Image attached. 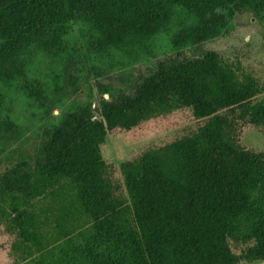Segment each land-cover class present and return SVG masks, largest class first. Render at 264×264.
<instances>
[{
	"label": "trees",
	"instance_id": "trees-1",
	"mask_svg": "<svg viewBox=\"0 0 264 264\" xmlns=\"http://www.w3.org/2000/svg\"><path fill=\"white\" fill-rule=\"evenodd\" d=\"M177 7L193 20L172 37L175 47L221 36L246 10L264 20V0H0V138L21 130L6 102L12 83L46 113L65 104L62 86L50 93L29 83L34 56L58 60L76 91L75 26L101 51L132 53ZM100 90L97 104L63 107L34 152L0 172V225L15 237L16 264L264 261V152L236 135L240 121L264 133V83L207 50L161 61L134 86ZM183 108L205 122L121 162L126 194L118 193L101 148L108 133Z\"/></svg>",
	"mask_w": 264,
	"mask_h": 264
},
{
	"label": "rangeland",
	"instance_id": "rangeland-1",
	"mask_svg": "<svg viewBox=\"0 0 264 264\" xmlns=\"http://www.w3.org/2000/svg\"><path fill=\"white\" fill-rule=\"evenodd\" d=\"M192 20L189 13L182 7H177L168 25L143 48L132 53L101 51L93 45L88 32L77 25L72 32L75 60L70 69L72 74L79 77L77 90L67 82L66 71L61 63L41 54L34 56L30 62L28 81L32 84L42 83L50 93L57 85L62 86L64 108L74 101L91 100L97 104L101 98V85L134 86L161 61L174 57L192 58L202 55L204 51L216 50L225 59L242 66L264 83V20L254 12L246 10L237 15L231 28L221 36L201 45L175 47L172 37ZM105 97L108 95L105 94ZM6 102L21 130L20 133H10L0 138V172L22 156L32 154L50 122L63 110L62 106L54 107L46 113L38 101L25 92L20 82H14L8 87ZM204 122V119L196 118L190 108H183L154 117L130 130L116 128L110 131L101 148L109 165L108 176L117 186L118 193L126 194L121 162L134 159L151 148L165 145L184 135H190ZM236 135L244 147L264 152V133L261 128L240 121ZM14 239L0 225V264H16L11 253ZM245 247L233 244L238 253ZM241 264H264V261H243Z\"/></svg>",
	"mask_w": 264,
	"mask_h": 264
}]
</instances>
